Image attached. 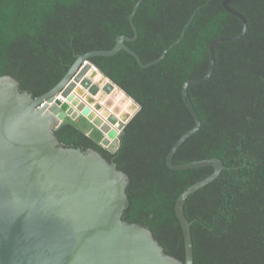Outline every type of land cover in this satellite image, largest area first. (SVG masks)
Instances as JSON below:
<instances>
[{
  "label": "trees",
  "instance_id": "16d2710c",
  "mask_svg": "<svg viewBox=\"0 0 264 264\" xmlns=\"http://www.w3.org/2000/svg\"><path fill=\"white\" fill-rule=\"evenodd\" d=\"M137 1L0 0V76H14L35 97L46 93L79 54L110 49L119 35H134L129 16ZM223 1L143 0L134 17L139 35L128 45L144 62L158 58L197 10L181 42L149 67L124 49L91 57L141 105L115 152L101 144L103 133L85 117H67L55 128L65 146L92 147L129 174L123 219L149 227L165 252L181 260L185 239L176 200L214 167L177 170L167 156L195 126L182 96L184 82L207 73L213 39L243 29ZM230 6L246 16L247 31L217 44L211 77L189 86L202 126L173 158L186 163L217 156L226 165L184 204L194 264H264V0H234Z\"/></svg>",
  "mask_w": 264,
  "mask_h": 264
},
{
  "label": "water",
  "instance_id": "95a60500",
  "mask_svg": "<svg viewBox=\"0 0 264 264\" xmlns=\"http://www.w3.org/2000/svg\"><path fill=\"white\" fill-rule=\"evenodd\" d=\"M142 1L135 3L129 16L133 36L122 34L110 49L79 54L67 74L46 93L35 97L22 90L14 76H0V264H194L191 222L184 204L192 193L215 180L226 165L217 156L186 163H175L173 158L202 126L189 86L211 77L217 44L237 40L247 31L246 16L230 6L234 0H224L223 6L243 22V29L235 35L213 39L207 73L184 82L182 96L195 126L175 141L167 156L169 167L177 170L214 167L210 175L186 188L175 203L184 233L185 260L166 253L149 227L123 219L129 203L127 172L92 147L65 146L55 133L67 117H85L103 133L104 147L113 152L119 148L126 124L141 105L106 76L91 57L111 56L124 49L142 67H149L181 42L197 12L175 42L158 58L144 62L127 43L138 38L134 17ZM91 70L100 72L109 86L120 88L138 106L129 118H120L118 105L110 109L108 105L115 98L105 94L108 87H103V97H97L100 87Z\"/></svg>",
  "mask_w": 264,
  "mask_h": 264
},
{
  "label": "bare ground",
  "instance_id": "6f19581e",
  "mask_svg": "<svg viewBox=\"0 0 264 264\" xmlns=\"http://www.w3.org/2000/svg\"><path fill=\"white\" fill-rule=\"evenodd\" d=\"M91 73H94V70H91ZM94 81L98 84H100V89L97 92V97H103L104 95H102V90L105 87H108V92H106L105 94L108 96H111L112 94H114V96H116V93H118L117 95V100L114 99V105H118L121 108L122 113H128L131 112L132 109V100L130 97H128L120 88L115 87V86H109L107 79L103 77V75L100 72H96L94 73ZM101 85L104 87L102 88ZM115 98V97H114ZM113 102V101H112Z\"/></svg>",
  "mask_w": 264,
  "mask_h": 264
},
{
  "label": "rangeland",
  "instance_id": "374dc122",
  "mask_svg": "<svg viewBox=\"0 0 264 264\" xmlns=\"http://www.w3.org/2000/svg\"><path fill=\"white\" fill-rule=\"evenodd\" d=\"M97 85H98V88L100 87V84H98L97 83ZM101 87L103 88V86L101 85ZM109 93V92H108ZM113 95V97H115V99L117 98V95H118V93H116V96H114V94H112ZM117 100V99H116ZM96 102H98V100H96ZM114 100H113V102H110L109 103V107H110V109L112 108L113 110H114ZM132 103H133V101H131ZM137 108H138V106L137 105H134V104H132V109H131V112H128V113H125V112H123L122 113V111H120V118L121 119H123V120H126L127 118H129L130 117V115H132L136 110H137Z\"/></svg>",
  "mask_w": 264,
  "mask_h": 264
}]
</instances>
